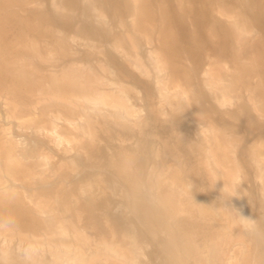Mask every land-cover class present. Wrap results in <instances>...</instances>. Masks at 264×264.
I'll use <instances>...</instances> for the list:
<instances>
[{
	"label": "bare ground",
	"instance_id": "6f19581e",
	"mask_svg": "<svg viewBox=\"0 0 264 264\" xmlns=\"http://www.w3.org/2000/svg\"><path fill=\"white\" fill-rule=\"evenodd\" d=\"M159 1L160 5L150 0H121L130 19L120 20L123 30L114 49L140 73L153 76L159 84L162 101L170 105L174 117L188 112L197 122L200 140L185 141L196 154V164L206 170L212 186L219 190L220 202L211 203L207 193L198 190L194 179L181 176L183 171L178 166L151 170L145 166L135 165L133 168L132 164H123L119 178L141 199L137 205L141 206L138 217L143 225L154 234L165 235L171 243L168 244L170 250L182 251L181 255L175 253L170 258L172 264H187L189 260L198 264H264V257L257 258L248 253V243L241 238L247 230L240 216H251L246 211H236L228 203L229 199L223 200L225 188L236 189L234 198L241 196L235 185L238 174L234 171L232 156L240 145L239 138L227 137L212 119L203 116L201 102L194 96L190 79L184 70L179 71L174 58L167 55L172 51L173 42L185 41L186 36L182 32L176 36L170 34V25H178V22L165 6L166 0ZM181 1L189 4V11L196 17H204L205 23H210L213 30L219 31L226 26L236 51L233 63L250 69L251 61H246L240 51L241 40L250 32L241 10L226 13L216 9L240 0ZM12 8L13 4L0 6V11L3 10L0 12V101L5 105L7 116L17 123L15 125L45 133L56 144H63L65 152L77 150L65 156L68 162H53L50 154L22 149L20 140H14L0 129V263L18 259L31 264H140L133 232L129 229L118 231L107 218H102L96 209L95 197L89 194L92 185L112 187L116 180L109 181L105 169L100 168L99 175L86 181L77 178L80 171L78 150L84 149L89 158L91 155L90 149L84 148V135L88 134L90 147L94 143V124L89 109L106 108L115 116L129 115L133 109L126 95L128 87L116 79L107 61L88 66L67 62L72 59L67 49L68 35L54 39L55 44L47 47L44 55L34 40H25L20 34L8 40L2 26L13 22L39 36H53L48 19L31 20L23 16L27 9L23 5H17V11L9 12ZM61 9L66 18L62 25H69L74 15L67 0H61ZM94 10L98 23H101L100 11ZM214 11L227 14L229 20L222 22ZM155 13L160 15L157 20L159 28L150 27ZM13 43L18 46L14 48ZM56 50L67 60L60 65L59 71L40 72L34 63L54 60ZM261 52L253 60L264 65V46ZM217 66L206 70L205 82L219 94L217 100L224 103L238 96L237 84L224 72L228 65ZM170 88H173L172 92ZM257 102L254 100L255 109L262 111L256 106ZM261 104L264 105V99ZM249 155L259 168L264 193V138ZM45 164L49 167H40ZM54 175L56 178L53 179ZM188 180L194 185L193 198L185 191ZM223 206L235 211L229 212ZM120 208L125 210V203H120ZM212 216H223V221L213 224V232L200 239L196 226L189 225L186 230L178 224L176 227L172 225L185 217L210 219ZM85 227L92 228L96 236L89 237Z\"/></svg>",
	"mask_w": 264,
	"mask_h": 264
},
{
	"label": "rangeland",
	"instance_id": "374dc122",
	"mask_svg": "<svg viewBox=\"0 0 264 264\" xmlns=\"http://www.w3.org/2000/svg\"><path fill=\"white\" fill-rule=\"evenodd\" d=\"M211 1L214 2V0ZM67 2L72 8L74 16L70 20V24L68 23L69 25H62L66 18L62 14L61 0H30V2L28 0H0V6L13 4L14 8L9 12L17 11V5H23L27 7L23 11V16L31 20L48 19L50 28L53 29V36H39L36 32L20 27L14 22L2 26L3 32L8 40H13L19 34L25 40H34L42 55L47 47H52L55 44L54 39L68 35L70 38L67 49L71 53L72 59L67 62L88 66L107 61L110 63L112 74L116 79L128 87L126 95L128 103L130 102L133 109L129 115L115 116L106 108L102 110L89 109V116L94 124V143L90 147L89 136L88 134L84 135V148H89L91 155L89 158L85 155L84 149L78 150L80 155L77 158V164L80 171L77 178L79 181H86L91 176L99 175L98 170L105 169L106 178L112 182L116 180V183L112 187L92 185L89 190V194L95 197L96 209L100 216L107 218L117 227L118 231L129 229L130 232H133L137 241L140 264H172L170 258L175 253L181 255L182 251L170 250L171 243L165 235L154 234L143 225L138 217L141 206L137 205L141 203V199L123 179L119 178L120 166L132 164L133 168L135 165H139L149 167L151 170L178 166L183 171L181 176L194 179L198 190L206 192L211 203L220 202L219 190L212 186L206 170L196 164V154L189 149L185 141L187 139L193 142L200 140L198 124H195L197 122L188 112L174 117L170 105L162 101L158 90L159 84L155 82L153 76L140 73L134 66L128 64L126 57L121 52L114 49L123 30L120 20L130 19L129 16H126L127 12L121 4V0H67ZM150 2L161 4L159 0H150ZM188 5L181 0H166L165 6L171 12L176 23L178 22V25L174 23L170 25V34L176 36L182 32L186 36L185 41L173 42L170 46L172 51H168L167 55L174 58V63L179 66V71L184 70L190 79L194 96L201 102L203 116L206 119H212L218 129L227 137L239 138L240 145L232 156L234 157V171L238 174L235 185L241 196L239 199L231 197L228 203L233 205L238 212H248L251 218L256 221V231H245L241 238L248 243V253L261 258L264 257L263 181L259 168L251 160L249 154L264 138V105L261 104L264 99V65L260 61L253 60L262 53L261 50L264 46V0H240L229 6L216 7L226 13L241 10L250 35L248 34L246 39L241 40L240 51L247 59L246 61H251L250 69L244 68L240 63L239 65L233 63L236 51L233 40L230 39L231 36L226 32L227 27L221 28L220 32L213 30L210 23H205L204 17H196L190 12ZM94 8L98 9L102 15L101 23L97 21ZM215 11L214 15L222 22L229 20L227 14H219ZM159 18L158 13L152 15L151 28H159L157 21ZM155 44L157 45L156 41ZM17 46L13 43L14 48ZM152 48L154 49V47ZM53 56L54 60H40L34 65L45 74L59 71L60 65L67 58L57 50L54 51ZM218 64L229 66L224 69L225 71L221 69V72H226L227 77L237 84L236 93L238 96L224 103L217 100V98L220 99L219 94L215 93L205 82L206 70L212 66L217 68ZM169 91L172 92L173 88H170ZM253 99L258 101L256 106L262 111L255 109ZM0 108V129H3L14 140H20L22 149L50 154L53 162H68L69 160L65 156L71 155L77 150L71 149L65 152L63 144H56V141L45 133H37L31 128L15 125L17 123L7 116L5 105L1 101ZM40 167L47 168L49 164ZM52 178H56V175ZM120 203H125V210L120 208ZM222 217L212 216L210 219L185 217L178 219L176 224H173L172 221L171 223L173 227L178 224L185 229L189 225L196 226L197 237L200 239L212 233L213 224L222 222ZM85 229L89 237L96 236L92 228L85 227ZM7 264L31 263L15 259ZM96 264L109 263L99 262ZM187 264L198 263L189 260Z\"/></svg>",
	"mask_w": 264,
	"mask_h": 264
},
{
	"label": "clouds",
	"instance_id": "9594fccd",
	"mask_svg": "<svg viewBox=\"0 0 264 264\" xmlns=\"http://www.w3.org/2000/svg\"><path fill=\"white\" fill-rule=\"evenodd\" d=\"M193 188H194L193 183L190 180H188V182H187V184L185 186L186 194L192 197ZM222 192H223V200H228V199H230L231 197H234L237 194L235 188H232V189L225 188ZM225 196H227L228 198H225ZM223 207L226 210H228L229 212H234L235 211L234 209H229L226 206H223ZM237 215H239V213H237ZM240 218H241V220L243 222H245V226H246V230L247 231H250V232H255L256 231V221L254 219L245 218L242 215L240 216Z\"/></svg>",
	"mask_w": 264,
	"mask_h": 264
}]
</instances>
